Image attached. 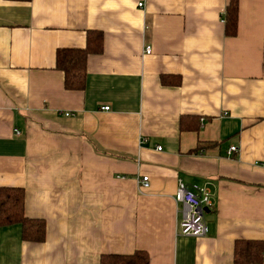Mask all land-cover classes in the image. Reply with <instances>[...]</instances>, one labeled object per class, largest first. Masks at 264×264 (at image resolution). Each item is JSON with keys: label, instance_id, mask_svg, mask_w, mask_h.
<instances>
[{"label": "crops", "instance_id": "0c3cea01", "mask_svg": "<svg viewBox=\"0 0 264 264\" xmlns=\"http://www.w3.org/2000/svg\"><path fill=\"white\" fill-rule=\"evenodd\" d=\"M229 1L0 0V187L46 222L39 242L0 226V264H234L264 243V0H239L236 36ZM89 30L102 52L68 90L56 50ZM179 180L210 192L206 236L180 232Z\"/></svg>", "mask_w": 264, "mask_h": 264}, {"label": "trees", "instance_id": "16d2710c", "mask_svg": "<svg viewBox=\"0 0 264 264\" xmlns=\"http://www.w3.org/2000/svg\"><path fill=\"white\" fill-rule=\"evenodd\" d=\"M30 1V0H10ZM226 34L236 36L239 26V0H230L226 8ZM103 34L100 30L87 32L83 47H60L56 50V67L64 72V86L68 90H83L86 87L88 57L102 52ZM193 119H197L193 117ZM181 128L189 129L184 117ZM195 128V127H192ZM191 128V129H192ZM21 224L22 237L29 241H42L46 234L44 219L30 217L25 212V189L21 186L0 187V226ZM264 243L261 240H243L237 244L234 264H261ZM100 264H150V256L144 250L130 254H102Z\"/></svg>", "mask_w": 264, "mask_h": 264}, {"label": "built area", "instance_id": "2783aa9c", "mask_svg": "<svg viewBox=\"0 0 264 264\" xmlns=\"http://www.w3.org/2000/svg\"><path fill=\"white\" fill-rule=\"evenodd\" d=\"M142 2L139 6H142ZM225 21V18L223 19ZM152 51L151 46L145 47V52L150 53ZM102 109L109 110L108 105L103 106ZM71 114L66 112V115ZM227 114V112H225ZM15 133L20 134L21 131L15 128ZM157 150H162V146H157ZM238 151L237 146L232 145L228 149V154ZM125 176H123L124 178ZM139 188L146 189L149 187L150 179L148 175H142L140 177ZM196 188L198 186L195 185ZM175 199L182 205V219L180 221V232L185 236H191L195 238L206 236L209 232V227L204 218V208L209 207L212 204L210 192L204 190L200 193H195L190 190L187 184L179 180L177 184V189L175 192Z\"/></svg>", "mask_w": 264, "mask_h": 264}, {"label": "water", "instance_id": "95a60500", "mask_svg": "<svg viewBox=\"0 0 264 264\" xmlns=\"http://www.w3.org/2000/svg\"><path fill=\"white\" fill-rule=\"evenodd\" d=\"M206 210H207V207L204 208V211H206Z\"/></svg>", "mask_w": 264, "mask_h": 264}]
</instances>
